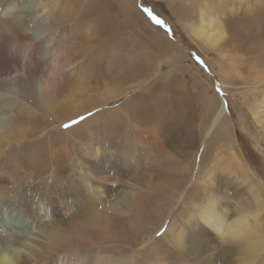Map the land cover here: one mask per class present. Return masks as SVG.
Instances as JSON below:
<instances>
[{"label": "rangeland", "instance_id": "rangeland-1", "mask_svg": "<svg viewBox=\"0 0 264 264\" xmlns=\"http://www.w3.org/2000/svg\"><path fill=\"white\" fill-rule=\"evenodd\" d=\"M34 1L40 2L39 8L44 14L48 15L58 5L62 7L65 1L70 4L73 3L71 4L73 10L80 9L84 14L89 13L87 9L90 2L98 0ZM123 1L106 0L102 9L98 10V15H94L96 10L91 13L93 16L83 14V17L81 16L83 19H80L81 21L78 22L77 27L73 26L72 21H66L65 28L58 33V35L67 34L64 36L67 41L63 40L65 53L71 52L74 46L84 45V47L80 51V56L74 60L76 66L72 70L73 72L68 75L63 90L60 89L62 93L60 96L57 94L52 96L53 93L46 96H51V108H46L43 105L38 106L39 104L34 105L33 101L23 93L20 100L24 103V107L20 105L13 110H9V115L6 118L7 123H13V128H16L17 134L11 137L12 144L0 155V173L5 172V175L14 177L15 183L8 181V187H11L8 193L7 190L0 191V204L8 205L10 209H21L23 215L30 213L33 217L38 216L43 221L50 222L55 215L61 217V223L64 225L63 230L67 235L69 234L70 245L75 248L71 249V254L69 253L66 258L53 252L51 257L55 261L52 260V264H61L59 260H69V258L86 260L87 254L93 250L85 246L82 247V244L88 241L91 243L90 246L98 243L111 248L126 246L140 236L144 228L151 229L155 233L154 237L159 239V244L161 243L160 248L167 249L174 245V239H172V236L169 237V234L165 235L168 236L165 238L163 234L168 233L167 230L172 224L171 230L175 234L179 233L178 229H187V234L192 235L190 244L194 246H199L197 240H192L195 235L203 236V240L206 243L208 242L210 248L203 249L204 246L201 249L200 247L196 248L200 249V252L209 249L213 255L212 252H219L220 247L217 234L208 228L206 229L203 223L196 222L199 220L188 217L189 213L192 214L193 211H196V203L199 198L212 193L215 196L229 194L227 199L230 200V203L225 204L228 206L224 205V207H229L234 211L244 209L257 212L260 209L256 203V191L242 182V178L249 177L252 179L248 178L250 181L254 180L256 190L260 185L257 184V180L253 175L245 173V171L242 172L236 162L230 160V146L217 140L213 144L207 141L210 145L206 144L205 146V142L217 132L214 129L207 135L211 118L221 108L224 100L227 112L226 119L231 130H228V133L238 140L239 147L246 158L245 161L255 170H260L259 177L264 175V150H262L264 148V125L261 126L253 114V109L257 106L256 93L264 88L260 87L257 90L253 88L255 81L261 79L260 77L264 78V65L261 64L264 56V32L258 26L250 24V19L253 16L257 17L262 8L251 12L245 11V9L235 11V8H232L229 14L226 15L227 21L224 23L226 28L225 39L221 40L218 49L214 50L204 44L200 37L196 36L191 30V24H196L200 19L199 17H201L200 0ZM213 1L215 5L217 0ZM143 8L151 9L153 14L165 21L170 29V34L164 28L153 23L143 11ZM102 27L105 28L104 34L101 32ZM95 30L101 32L98 34L101 42L97 44L99 46L98 50L90 51L92 48L91 39L98 33ZM255 31L258 32V36H260V32L263 33L262 40L261 36L259 37L260 40L255 37V35L257 36ZM2 35V38L0 37V53H2L0 54V62H2V67L10 66L13 73L14 70L16 72V69H13L15 68L13 64L16 58L10 54L15 51L16 38L11 30L3 32ZM128 37L129 39H127ZM254 38H257V45L252 47V51L248 52L246 48L240 47L244 43L250 45V39ZM71 40L74 42L73 45L70 42ZM165 40L171 42L168 46V53L164 54L170 56L168 66L159 63V54L161 53L151 47L153 45L157 48ZM131 46L133 47L130 48ZM197 56L204 61L207 70L197 62ZM93 63L94 66L90 69L89 67ZM134 65L144 68L146 73L140 79H136V82L133 81L134 84L124 83L121 79V72L130 70ZM220 66H225L227 72L222 74ZM158 67L162 70L161 73L170 72L169 86L156 87V85L163 84L160 73H157ZM96 68L98 73L100 72L99 74L96 73ZM88 70L91 75L90 79H88L89 73L86 74ZM93 71L95 72L93 73ZM82 72L86 77H83ZM137 80H141L139 85ZM166 89L170 90L166 91ZM105 90L112 91L113 95L101 98V93ZM145 91L147 93H144ZM166 92H168V95ZM163 95L167 97V100L169 97L170 100L176 98L175 100L181 99L184 102L182 103L185 104L187 109L185 110V118L184 112H180L176 116L174 111L173 114L163 117L165 113L160 112ZM209 98L213 100L212 103L215 102V108L211 114H209L211 108L205 104V100ZM125 100H127V103L124 102ZM27 104L34 105V109L37 111L34 116L38 118L37 121L39 122L32 123L33 120L30 117L18 116L21 109L28 108ZM119 106L126 107L124 111H127L129 118L131 116L139 117L136 123L140 127L142 125V129L153 123L152 125L156 127L152 135L158 134L159 138L166 135L168 142L164 140V143L170 145V142L169 147L172 148L173 146L172 149L178 150L174 153L169 148L180 162L166 171L165 177L159 179V181L164 180L167 187H156V181L149 191L137 193L140 194L138 195L139 201L137 203L132 202L133 207L130 208V205H128L126 210L123 207L124 203H120L123 209L122 213H118L120 217L115 216L113 222L106 226L104 230L86 229L85 233L90 237L82 242L73 235L74 233L72 234L69 223L77 214L85 212L87 209L85 203H88L90 199L96 200L97 204L100 202L97 201V192L95 191L99 183L96 175L92 176L89 159L98 153L97 150L100 152L104 150L108 157L115 160L122 159L121 147L117 143L110 144L107 135L109 130L116 131V127L115 129L110 127L115 122L110 116H118ZM107 107L110 108L109 112H106L107 114L103 112L104 115L99 117L97 122L96 119L95 121L92 119L91 123L87 124L89 127H82L81 130L78 128L81 123L94 115L97 116V112ZM22 113L24 114V109ZM81 116H84L85 119L80 120ZM152 116L156 121L153 120ZM162 118L167 120L166 124L161 120ZM104 119L108 122H105ZM47 121L52 122H50L51 124L45 123ZM72 121L77 122L72 123ZM61 123L68 124L69 127L62 126L63 128L59 129ZM31 125L37 126L38 129L33 135L29 134ZM106 126H109V129H106ZM95 128H98V130L90 133L91 129ZM225 128L224 125L222 130ZM191 135L194 137L193 142L190 139ZM150 140L154 141L153 137ZM132 146L135 147L134 144ZM152 146H155V144L153 143ZM150 148V144L140 145L139 154L150 152L152 157L159 159L160 156L155 152L158 150ZM132 149H128V152L131 153ZM128 155L130 154L128 153ZM129 158L131 159L132 155ZM139 165L142 168L141 174L143 173V163L134 160L133 174L138 173ZM212 169L215 170V173L213 176H209L208 174H211L210 170ZM178 171H181L184 176H177ZM180 180L183 182L181 183ZM193 185L198 187L199 193L184 198ZM5 186L7 184H4V188ZM177 190L180 193L174 199L172 196L176 195ZM112 196L109 195V197ZM263 196L261 200L264 209ZM99 205H101V202ZM124 209L126 210L125 213ZM258 214H260L259 221L261 220L260 222L264 225L263 210ZM112 231H122V237H111ZM66 247L69 248V244ZM263 252L264 250L253 264H264ZM168 256L172 261L177 260L176 257H173V253H168ZM144 259L145 257H143Z\"/></svg>", "mask_w": 264, "mask_h": 264}, {"label": "bare ground", "instance_id": "bare-ground-1", "mask_svg": "<svg viewBox=\"0 0 264 264\" xmlns=\"http://www.w3.org/2000/svg\"><path fill=\"white\" fill-rule=\"evenodd\" d=\"M91 2L89 4V7L87 6V12L89 13L84 14V12L80 11V9L73 10V6L71 5L73 3L70 4L69 2L65 1V4H63L62 7L58 5L57 7H55V10L51 11L48 15H46L39 8L41 3L38 1L0 0V37L3 32L11 30L13 31V34L16 38V44L14 45L15 51L14 53L10 54L16 58L14 59L13 64L15 65V68L13 69H16V72L14 70L15 73H12V69L10 66L2 67V62H0V155L4 153L6 149L12 144V142L10 141L11 137L17 134L15 130L16 128H13V123H7L6 118L7 115H9V110H13L15 107H19L20 105L21 107H24V103L20 100L21 94L25 93L29 97V99L33 101L34 105L39 104L38 106L43 105L46 108H51V96H46L50 95L51 93H53L52 96H55L56 94L60 96V94L62 93L60 89L63 88V85L66 82L68 75L73 72L72 70L76 66L74 65V60L78 56H80V51L82 47H84V45H81L80 47L74 46L73 50L66 54L64 51L65 44L63 43V40L67 41L64 37L67 34L62 33L58 35V33H60V30L65 28L66 21H72L73 26H76L78 22L81 21L80 19H83L81 18L83 14L87 16H93V14L91 13L96 10L94 12V15H98V10L102 9V7L106 3V0H98L96 1L97 3L93 1ZM199 3L201 4V17H199L200 19L198 22H196V24H191V30L196 36L200 37V40H202L204 44H206L211 49H218L219 42L225 39L226 28L224 27V23H226L227 21L226 15L229 14L232 8H235V11H237V9H245V11L249 12L262 8L260 11L261 13L259 15L256 13L257 17L253 16V18L250 19V24L258 26L259 29L264 32V0H217L215 5L213 0H200ZM95 31L96 33H98L93 39H91L92 48L90 49V51H95L99 49V46L97 44L101 42V38L99 39L98 34H100L101 32L104 34L105 28L102 27L100 33L97 30ZM255 33H257V36L255 35V37L259 39V37L261 36L262 40L263 33L260 32V36H258L257 31H255ZM127 39H129V37ZM256 39H250L249 42L251 46L249 45V43H244L241 44L240 47L246 48L248 52L252 51V47H255L257 45ZM81 40L83 41L82 38ZM70 42H72V45L74 44L72 40ZM170 43L171 42L165 40L164 42H161V44L158 45L157 48L156 46L151 45L154 50L157 49L158 53H161L159 54V63H162V65L166 64V66H168V63H170V56L168 57L166 55V57L164 55L166 52L168 53L167 50ZM132 47L133 46H131L130 48ZM5 58L9 59L8 57ZM263 58L264 56L262 57V65H264ZM93 66L94 63L89 68L91 69L93 68ZM220 71L223 74V72H227V68L225 66H220ZM94 72L95 71H93V73ZM161 72L162 70H160V67H158L157 73H160V77H162L163 84L156 85V87L169 86V78L171 77L169 75L170 72ZM82 73L83 77H86L84 76V72ZM87 73H89V75ZM96 73H98V71ZM144 73H146L144 72V68H140L139 66L134 65L130 68V70L121 72V79L124 81V83L128 82L131 85L133 81H135L136 79H140ZM86 74L89 76L88 79H90L91 75L89 70L88 72H86ZM98 74L96 75L98 76ZM79 76L78 78L80 79ZM260 78L261 79L255 81V85L253 87L255 90L260 87H264V78ZM140 81L137 80L138 85L140 84ZM52 89L53 91H51ZM169 90L166 89V91ZM260 90L261 91H257L255 96L257 108L255 107L253 109V114L255 115L259 124L263 126L264 88ZM144 93L147 92L145 91ZM167 93L168 92H166V94ZM111 95H113L112 91L105 90L101 93V98H106V96ZM164 95V101L162 100V106L160 108V112H162L163 114L165 113L163 117L166 115L173 114L174 111L176 116H178L180 112H184L185 118V110L187 109L185 104H183L184 102L181 99L177 101L175 100L176 98L174 100H170L169 97L167 100V97H164ZM205 101L206 106L211 108L209 110V114H211L212 110L215 108V102L212 103L213 100H210V98L206 99ZM124 102L127 103V100H125ZM34 105L32 106L31 104H27L28 108H23L24 114L22 113L23 109H21L18 112V116L25 115L33 120L32 123L39 122L37 121L38 118L34 116V114H37L36 109H34ZM109 109L110 108L107 107L106 109L97 112V116L94 115L90 117L85 122L81 123L78 128L80 129L82 127L88 126L87 124L89 122L91 123L92 119H94V121L96 119L97 122V119L104 115L103 112H109ZM124 109L126 110L125 106H119L118 116H110L111 119L115 120V122L113 126H110V124L109 126L114 127V129L116 127V131H113V129L111 128L113 132L109 130L107 134L109 138L108 141L110 142V144L117 143V145L121 147L122 159L115 160L112 157H108L104 150L101 152L97 150L98 153H96L89 159L91 169L90 171H92V176L96 175L97 182L99 183V186L96 187L95 191L97 192V201H100L101 205H99L100 202L97 204L96 200L90 199L88 203H85L87 207L86 210L89 211L85 210V212L77 214L75 218L70 221V231L72 232V234L74 233L73 235L78 238L79 241L81 240L82 242L89 239L90 237H88L87 233H85L87 231L86 229L91 228L104 230L106 226L113 222L115 216L120 217L119 214L123 212L120 203H124L123 207L125 209L128 207V205H130L129 207L131 208L132 202L137 203V201H139L138 195L140 194L137 193H140L141 191H149L151 188H153L152 185H154L156 181V187H167L166 182L164 180L159 181V179L165 177L166 171L173 168L180 162V160L172 154V152L175 153V151L178 150L172 149L173 146L172 148L169 147L171 145L170 142V145H166L164 143V140L168 142L166 135H163L161 138H159L158 134L153 136L152 134L156 126L154 127L152 125L153 123H150V120L149 123L151 125L145 127V129H142V125L140 127L136 123L139 117L136 118L135 116H131L129 118L127 111H124ZM226 113V103L223 100L221 108L218 109L215 112L214 116L211 118V124L209 127L210 129L208 130L207 135L210 134V132L214 129L217 132L212 138L206 140L205 146L206 144L210 145L209 143L213 144L216 140L220 141L222 144L225 143L230 146V160L235 161L242 172L245 171V173H250L251 175H253L257 180V184L260 185V187L256 190V184L254 183V180L250 181L252 179H250L249 177L248 178L250 180L247 177L242 178V182H244L248 185V187L253 188V190L256 191V203L260 207V209L257 212H252L244 209L241 211H234L229 207H224L225 204L230 203V200L228 201L227 199L229 197V194H221L215 196L212 193L206 195V197L204 196L203 198H199L198 202L196 203V211H193L192 214L189 213L188 217L199 220L194 221L203 223V226H205L206 229L208 228L212 230L215 234H217L218 239L220 240L219 252L213 251L212 255L210 250L207 249L205 250V252L202 251V254V252H200V249L203 248L202 246L205 247L203 249L210 248L208 242L206 243L203 240L204 237L198 236L196 234L192 240H197L199 246H194L190 244L192 235L190 236L188 235L189 233L187 234V229H178L179 233L175 234L171 230V228L173 227L172 224L167 230L168 233L163 234V237L165 238L168 236H172V239H174V245H171V247L167 249L160 248L161 243L159 244V239L154 237L155 233L151 229L144 228L140 236L136 237L134 241H131L129 244L123 247L121 246L118 248H111L109 246H103L100 243L93 244L92 246H90L91 243H89L88 241L87 243L82 244V247L85 246L88 248H92L93 250H91V252H89L88 254L86 253L88 255L87 258L85 257L86 260H79L81 258H79L78 260L69 258V260H59L61 264H253V262L261 255V252L264 250V225H262V222H260L261 220L259 221L260 214H258V212L262 210L264 212L261 200L262 196L264 195V175H260L259 177L260 170H255L250 166V164H248V162L245 161L246 158L241 148L239 147L238 140L228 133V130H231L228 127ZM147 117L149 118L150 116L148 115ZM152 118L153 120H155L153 116ZM161 120L164 123L167 122V120L164 118H162ZM104 121L108 122V120L106 119H104ZM50 122L47 121L45 123L51 124ZM64 125V123L59 124V129L63 128ZM224 125L226 128L222 130V127ZM109 126H106V129H109ZM22 130L24 131V129ZM36 130H38L37 126L34 127L33 125H31L29 134H35ZM97 130L98 128H95L91 129V132H89L94 133ZM143 132L146 134H144ZM141 134L147 137H144ZM141 137H143L144 139H142ZM151 137H153L154 141L150 140ZM193 138V135H191L190 139L192 142ZM207 141L209 143H207ZM153 143L155 144V146H152ZM132 144L135 145L134 148ZM145 144H150V147L152 149L158 150L155 152L158 153L160 158L156 159L152 157L150 155V152H144L140 155L139 147L140 145L143 146ZM188 146L190 147L189 144ZM169 148H171L172 152L169 150ZM128 149H132L131 153L128 152ZM262 150H264V148H262ZM128 153L132 155L131 159L129 158L130 155H128ZM134 160L143 163L144 171L142 174L141 165H139L138 167V173H132V170L134 168ZM210 173L211 174L208 175L213 176L215 170H210ZM177 176H184V174L181 171H178ZM9 180L15 183L14 177H9L5 175V172L0 173V191L7 190L6 192L8 193V191L11 189V187H8ZM4 184H7L5 188ZM175 193L176 195L172 196L174 197V199L179 195L180 192L177 190ZM198 193V187L193 185L191 190L188 192V194L184 196V198L192 197L194 195H197ZM109 195L113 196L109 197ZM125 209L124 213L127 210ZM22 212L23 210L21 209H10L8 205L0 204V264H52V260L54 258L51 257V254L53 252L55 254H58V256H64L63 258H66L69 253L71 254V249L75 247H72L70 245V239L68 236L69 234L67 235L66 232L63 230L64 225L61 223L62 219L61 217L55 215L56 212L54 214L55 217L50 222L43 221L38 216L33 217L32 215H30V213H26L25 215H23ZM171 232L172 235L170 234ZM111 237H122V231H112ZM67 244H69V248L66 247ZM196 247H200V249H197ZM168 253H173V257H176L177 260L172 261L171 258L168 256ZM77 256L78 255L76 254V257ZM143 257H145V261L143 260ZM217 257L219 258L217 259Z\"/></svg>", "mask_w": 264, "mask_h": 264}, {"label": "snow or ice", "instance_id": "snow-or-ice-1", "mask_svg": "<svg viewBox=\"0 0 264 264\" xmlns=\"http://www.w3.org/2000/svg\"><path fill=\"white\" fill-rule=\"evenodd\" d=\"M143 11L147 14V16L150 18V20L155 23L156 25H159L161 28H164L166 30V32H168L170 34V29L168 28V26L166 25L165 21H163L162 19H160L159 17H157L155 14H153V12L151 11V9L149 8H143ZM196 60L199 64H201V66H203L205 68V70H207V66L204 64V61L200 58V57H196ZM217 91H219V89H217ZM80 120L85 119L84 116H81L79 118ZM77 121H72V123H76ZM64 127H69L68 124H65ZM159 234V233H158Z\"/></svg>", "mask_w": 264, "mask_h": 264}]
</instances>
